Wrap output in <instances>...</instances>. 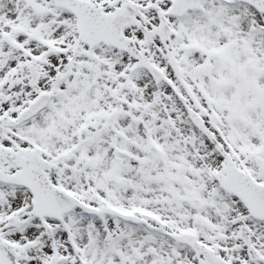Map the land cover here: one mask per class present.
Segmentation results:
<instances>
[{"label":"snow or ice","instance_id":"1","mask_svg":"<svg viewBox=\"0 0 264 264\" xmlns=\"http://www.w3.org/2000/svg\"><path fill=\"white\" fill-rule=\"evenodd\" d=\"M0 264H264V0H0Z\"/></svg>","mask_w":264,"mask_h":264}]
</instances>
